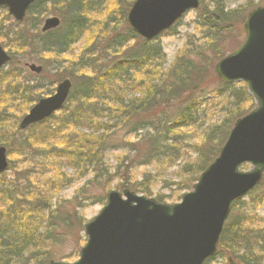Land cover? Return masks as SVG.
Instances as JSON below:
<instances>
[{"label":"trees","instance_id":"1","mask_svg":"<svg viewBox=\"0 0 264 264\" xmlns=\"http://www.w3.org/2000/svg\"><path fill=\"white\" fill-rule=\"evenodd\" d=\"M49 1L56 13L64 7L65 15L62 16L61 25L43 33L39 29L37 15L33 18L35 24L31 31L26 25L14 30L9 43L12 60L8 65L11 67L5 75L0 73L3 82H8L3 92H8L13 97H10L11 100H20L22 106L25 105L12 125L6 126L9 115L6 111L0 112V141L4 139L3 142H10L12 152L19 151L23 161L29 157L35 166L21 167L22 171L18 172L9 164L8 170L16 172L13 179L5 183V173L0 174V203H6L2 210L5 216L0 217V264H47L57 258V248L67 239L68 232L76 227L72 217L75 216L78 225L79 222L82 224V220L78 222L76 210L69 209L67 201L54 204L52 194L74 179H85L83 188L89 183L101 185L106 181L112 182L123 167L121 173L127 180L121 177L119 186L149 196V174H145L142 181L132 179L136 171L135 163L149 166L175 160L183 157L184 151L180 150L186 147L195 157L189 155L186 159L182 167L184 178L179 188H192L202 171L217 156L236 119L255 105L245 83L217 80L221 88L215 94L226 96L227 116L224 115L221 123L204 130L200 140L196 137L197 141L192 144H181L190 136L184 132L185 129L196 124L198 103L197 97L193 95L206 88L202 83L214 62L226 55L228 38L233 36L235 26L239 23L242 29L248 11L264 5V0H258L255 6L235 9L227 8L224 0H201L197 22L202 29V47L196 50L185 48L169 67L165 66L166 57L161 46L154 41L144 40L129 26L126 17L130 3L116 0L119 11L112 15L113 18L108 16L104 28L98 29L83 54L70 62L66 69L69 74L64 69L54 75L55 83L68 77L74 81L62 112H57L60 114L54 120L56 124L52 126L49 118L28 127L32 129L30 135L23 134L17 121L44 95L39 94L44 85L38 79L33 80V74L22 63H40L44 61L43 55L50 53L55 54V62L63 66L66 61L63 56L73 42L90 29L93 30V25H89L84 14L89 4L88 1L84 7L86 0L67 3L64 0H38L28 13L44 14L48 10L46 4ZM123 2L125 6L120 9ZM13 23L16 25L13 27H17L24 22ZM7 37L10 35L3 34V38ZM99 37L104 38L103 45L100 44L103 38L97 42ZM241 42L238 41V46ZM211 56L215 57V61L210 60ZM40 64L44 69L36 76L42 78L47 67ZM51 75L48 70L47 76ZM33 82L36 84L31 85ZM121 131H140V139L134 145L128 143L134 155L120 157L112 171L106 164L105 153L112 142V136ZM45 136L52 137L51 142L44 140ZM51 156L56 158L57 164L49 160ZM49 166L54 168L58 179L56 185V178L51 177L50 191L36 187L38 183L35 181L44 177L45 172H50ZM67 167L73 170L72 175L67 174ZM30 172L39 176L27 179ZM17 178L22 181L17 182ZM25 180L35 182L31 185L30 181ZM261 187L264 188V179ZM157 199L162 201V196ZM263 199L264 193L252 202L257 203ZM241 204L242 200L234 203L233 212L221 235L217 257L209 259L205 264H213L216 258H225L224 264H229V257L240 264H258V259L263 258L264 228H259L257 222L245 214L237 215ZM80 225L81 230L83 224Z\"/></svg>","mask_w":264,"mask_h":264},{"label":"water","instance_id":"2","mask_svg":"<svg viewBox=\"0 0 264 264\" xmlns=\"http://www.w3.org/2000/svg\"><path fill=\"white\" fill-rule=\"evenodd\" d=\"M36 0H0V6L22 21ZM200 0H135L128 11L131 28L152 40L172 28ZM60 24L47 18L42 31ZM245 39L216 62L214 71L225 82L247 84L256 106L238 118L216 158L179 202L163 203L125 189L110 190L106 204L85 224L87 242L72 263L48 264H204L216 255L235 201L243 199L264 178V5L248 12ZM11 56L0 44V71ZM40 73L41 66L26 64ZM72 81L58 83L54 94L41 98L19 123L21 129L41 122L63 108ZM245 164L250 170H242ZM8 150L0 145V173L7 170ZM232 264L233 261L230 258Z\"/></svg>","mask_w":264,"mask_h":264},{"label":"rangeland","instance_id":"3","mask_svg":"<svg viewBox=\"0 0 264 264\" xmlns=\"http://www.w3.org/2000/svg\"><path fill=\"white\" fill-rule=\"evenodd\" d=\"M67 1L70 2L72 0H64L63 2L67 3ZM134 1L135 0H124V2H129L130 5H132ZM87 2L89 4H87L85 8V12L84 10L83 12L86 15L85 17L88 19L89 25H93L92 27L90 26L91 28H93V30L90 29L89 32H87L82 37H80L78 41L73 42V44L70 47V50L63 56L64 59H66L63 66H61V63L55 62V59H56L55 54L46 53L45 55H43L44 61L40 62V63H43L44 66L47 67V71L44 72V76L42 78L39 76L40 77L39 78L36 76L37 74L32 73L34 76V77L32 76L33 80L38 79L37 81H40L39 83L43 82L44 89L39 90L40 95L44 93V95H42L41 98L49 96L55 92L56 86H57V83L54 82L55 73L59 71L61 72L65 69L64 70L65 73L69 74V72L66 69L69 66L70 62L75 61L76 58H78V56L83 54L85 47L92 42L98 29L104 28L103 24L107 20L108 16H111L113 18L114 14L117 13V11H119V6L116 0H86L84 7ZM124 2L123 4H120V9L125 6ZM224 2L227 8L235 9L238 7L243 8V7H246L247 5L255 6L258 3V0H224ZM46 7L48 10L44 14L27 13L26 18L23 21L24 23L20 22L23 24H21L20 26L17 25V27H13L16 25L13 23L14 20L8 14L7 10L4 7H0V44H2L7 51H9L10 49L9 43L12 40L11 36H13L14 30H18L21 27L26 25V27L31 31L32 30L31 28H33L34 27L33 25L35 24L33 21V18H35V16L37 15H38L37 19L40 21L38 25L39 29L41 28V26L44 24L45 20L48 17L56 16L62 19V16L65 15L64 7H62L58 13H56V10L54 6L52 5L51 1H49L46 4ZM37 9L38 8L34 9V12H36ZM199 10L200 8L198 10L188 11L184 15V17L172 29L162 34L160 37H158L157 40L154 41L161 46L163 52L165 53V57H166L165 66L166 67L171 66L175 58L182 51H184L185 48L196 50L203 44L202 29L197 22L198 15H200ZM101 33L103 34L104 32H101ZM3 34H8L10 35V37L3 38ZM232 34L233 36H236V37L234 40H232L233 36L231 38H228V47L225 48L227 51L226 54H228V51L232 52L238 47V41L244 40L245 33H244L243 26L241 29L240 24L238 23V25H236L235 28L233 29ZM102 38L103 37L97 38L96 39L97 42L99 43L100 39ZM103 42H104V38L101 40L100 44L103 45ZM214 58H215L214 56H211L210 60L215 61ZM33 62H35L37 66L41 65L37 61H33ZM216 62L217 60L214 62L213 66L211 67V70L207 73V76L205 77L202 83L206 88H204L203 90L197 91L194 94L195 96L193 95V97H197V103H198L197 115L195 116L196 124L190 127L189 129H185L184 132H187L190 136L187 138L186 141H184V143H181L184 146L194 143L195 141H197V138L200 140L202 138L204 130H206L207 128H210L213 124L221 123V121H223L225 118L224 115H226V112H227L226 107H227L228 100L226 101L225 99L226 96L224 94L223 95L215 94V92H218V89L221 88V87H218L220 86V83L217 82L218 78L216 77L215 72H214V65ZM9 67L11 66L8 65L3 69L2 71L3 75H5L7 71H9L10 69ZM48 70L51 72L52 77L47 76ZM2 78H3L2 75H0V112L6 111L7 116L9 115V117L7 118L8 123L6 124V126H8V125H12V123L14 122V119H16L17 116H19V114L21 113L19 111L23 110L25 105L22 106L20 100H15V99L11 100V98L13 97L10 96L8 92L6 93L3 92L8 82H3L4 80H2ZM71 80L73 81L72 78ZM50 82L52 83L49 84ZM235 83L238 84L242 82H235ZM33 84H36V82H33L31 85ZM25 85H27V83H25ZM12 87H13V84H11L10 89H12ZM2 95L4 96L5 99L3 98ZM128 96H130V94H128ZM228 99L231 101V98H228ZM10 100L12 102H10ZM253 102L255 104L254 100ZM5 108H7V110H5ZM19 108L20 110H18ZM59 114L57 113L55 116L50 118V120H52V122L50 123L52 126L56 124L54 120L59 116ZM19 121L20 119L17 122L19 123ZM39 129L37 130L38 131L37 135L40 134ZM22 131H23V134L25 135H30V133H32V129H24ZM140 133H141L140 131H138L137 133H127L125 131H121L112 136V142L110 146L108 147V150L105 153L106 158H107L106 164L110 166L112 171L115 170L114 168L116 167L118 160H120L119 159L120 157H123V155H127V154L132 155V156L134 155V152H132L131 146H128V145L129 144L134 145L133 143H138L140 139ZM43 139L44 140L46 139L47 141L51 142L52 137L45 136L43 137ZM3 141L5 140L3 139L2 142L0 141V145L7 147L8 160L10 164L13 165L14 168H16V171L21 172L22 171L21 167L25 168V166L27 165L34 166L33 165L34 163L32 162V160L30 161L29 157H27V161H23L22 160L23 156L20 155L19 151L14 150L12 152V150H10L11 143L10 142L5 143ZM180 151H184L183 157L180 156L179 158L175 160H167V162H162L160 164L149 165V166L138 165L137 163H135L136 171L134 172L132 179L133 180L137 179L138 181H142L144 175L149 174V177L151 179V181L149 182V187L151 189V194L149 195V197L157 199V197L161 195L163 203L165 202V203L173 204L175 202H179L182 197V194L189 192L192 189V188L190 189L188 188L180 189L179 188V184L184 178L182 167L184 163H186V159L188 157L190 156H193V158L195 157V155L192 154V151L190 149L187 150L186 147L182 148ZM142 158L143 156L141 157V159ZM49 160H51L52 163L57 164L55 157L51 156V159ZM61 165H64V164H61ZM49 169H50L49 170L50 172L48 173L45 172L44 177H40L37 180H35L38 183L36 187L42 190L48 189L50 191L51 190V180H52L51 177L53 176L54 178H56L54 183L57 185L58 179H57V175H55L56 171L54 170L53 167H50V166H49ZM65 169L67 170V174L72 175L73 173L72 169L68 167ZM250 169H251V166L249 164H246L242 167V170H250ZM120 170L122 172L124 168L121 167ZM16 171L8 170L7 172H5V180L3 177V180H4L3 182L5 183L6 181L13 179L14 172ZM121 172L118 174V176L115 177V179L112 182L107 183L106 181V183H103L101 185H98L97 183H89V184L84 185L85 188H83V184L86 182V180L85 179H78V180L74 179L72 183H69L66 186H62L59 190H56L54 192L52 191L53 192L52 194L53 203L54 204L61 203L63 200L67 201L66 205L68 206V208L76 210V213H77L76 217L78 218V222L79 220H82V224H83L82 226L83 228H81L80 230L79 229L80 222L78 225L77 219H75V216L72 217L73 220L76 221V225H75L76 227L68 232L67 239L64 241L63 244L61 242L60 246L57 248L58 253H57V258L55 260L72 263L79 258L80 248L87 241V237L84 232L85 223L90 221L100 212V210L106 203V195L108 194L110 190L123 191L126 189V188L123 189L119 186L120 184L119 180L121 177H123V180H127V177L124 179V176H122ZM32 173L30 172L26 176L27 179H29L28 177H31V179H34L33 177L36 178L39 176L36 173L34 176V174ZM88 178H91V176L88 175ZM17 180H18L17 182L22 181L19 178H17ZM25 181H30V180H25ZM35 181L33 182L30 181V184L32 185V183H34ZM78 191H82V192H78ZM263 193H264L263 187L260 188L259 186L258 188H256V191L254 190L252 194L250 193L251 195H248L247 197L242 199V204H241L242 206L239 207L240 211L239 209L237 211V215L245 214L249 218H252L254 221H256L257 224L259 225V228H264V199L257 203L252 202V201L262 196ZM138 194L143 195L142 193H138ZM5 207H6V203L2 201L0 203V217L5 216L4 214H2V210ZM235 209L236 208H234V210ZM262 257L263 258L261 260L258 259V264H264V256ZM224 262H225V258L224 259L216 258L213 264H224Z\"/></svg>","mask_w":264,"mask_h":264},{"label":"flooded vegetation","instance_id":"4","mask_svg":"<svg viewBox=\"0 0 264 264\" xmlns=\"http://www.w3.org/2000/svg\"><path fill=\"white\" fill-rule=\"evenodd\" d=\"M15 22H18V21H16L15 19H13ZM21 22H23V21H21ZM18 23H20V22H18Z\"/></svg>","mask_w":264,"mask_h":264}]
</instances>
